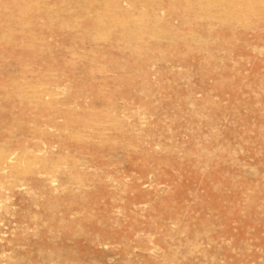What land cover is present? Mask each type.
I'll list each match as a JSON object with an SVG mask.
<instances>
[{
    "label": "rangeland",
    "instance_id": "rangeland-1",
    "mask_svg": "<svg viewBox=\"0 0 264 264\" xmlns=\"http://www.w3.org/2000/svg\"><path fill=\"white\" fill-rule=\"evenodd\" d=\"M0 264H264V0H0Z\"/></svg>",
    "mask_w": 264,
    "mask_h": 264
},
{
    "label": "bare ground",
    "instance_id": "bare-ground-1",
    "mask_svg": "<svg viewBox=\"0 0 264 264\" xmlns=\"http://www.w3.org/2000/svg\"><path fill=\"white\" fill-rule=\"evenodd\" d=\"M145 91V90H144ZM144 95V94H143ZM145 96V95H144ZM154 96V95H153ZM199 248H197L196 250H198ZM213 259V258H212Z\"/></svg>",
    "mask_w": 264,
    "mask_h": 264
}]
</instances>
